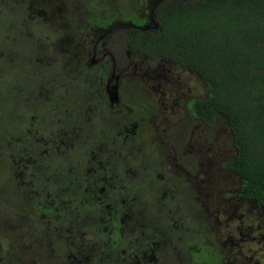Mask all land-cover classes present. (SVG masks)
Returning <instances> with one entry per match:
<instances>
[{"label": "flooded vegetation", "instance_id": "af4514ba", "mask_svg": "<svg viewBox=\"0 0 264 264\" xmlns=\"http://www.w3.org/2000/svg\"><path fill=\"white\" fill-rule=\"evenodd\" d=\"M158 3L148 0L139 19L121 21L151 27ZM32 4L25 27L35 36L32 22L62 30L35 39L53 48L65 37L72 62L49 89L0 91V122L10 120L0 134V154L10 164L8 182L0 176V264H191V251L205 247L233 264L227 257L232 244L223 249L221 232L205 224L201 232L191 230V187L200 188L202 179L215 183L208 193L214 200L258 210L252 229L264 228V211L238 196L240 178L227 166L236 150L226 119L208 123L191 114V98L205 96L191 95L168 77L178 65L159 60L151 68L148 62L155 60L135 54L124 41L125 63L119 66L111 51L99 47L112 33L96 44L100 26L85 35L76 24L72 32L65 20L41 21L47 15ZM69 86L74 90L67 92ZM74 92L78 119L68 105ZM216 126L230 144L208 137ZM62 131L65 137L53 143L52 134ZM36 134L47 135L50 151L38 148ZM194 137L201 143L191 142ZM201 145L211 157L197 166L194 158L205 155ZM234 240L242 255L243 237ZM240 259L237 264H260L254 256Z\"/></svg>", "mask_w": 264, "mask_h": 264}, {"label": "trees", "instance_id": "16d2710c", "mask_svg": "<svg viewBox=\"0 0 264 264\" xmlns=\"http://www.w3.org/2000/svg\"><path fill=\"white\" fill-rule=\"evenodd\" d=\"M37 1L32 6L49 15L51 21L65 20L72 32H77L75 25L79 24L85 35L91 33L89 29L94 25L104 27L114 20L134 21L140 17L130 10L135 3L132 0H48L46 4ZM73 1L75 6L71 5ZM164 1L154 8V24L144 30L133 27L124 41L135 54L191 69L205 84V97L191 98V114L208 123L218 116L226 119L236 150L227 166L241 181L237 194L253 200L263 212L264 0ZM12 2L0 0V16L2 12L9 19L13 16ZM19 10L22 24L24 20L28 22L29 5L19 1ZM3 21L0 17V25ZM3 52L0 44L2 83L9 74L4 71ZM208 250L205 247L191 251V264H227L223 254Z\"/></svg>", "mask_w": 264, "mask_h": 264}, {"label": "rangeland", "instance_id": "374dc122", "mask_svg": "<svg viewBox=\"0 0 264 264\" xmlns=\"http://www.w3.org/2000/svg\"><path fill=\"white\" fill-rule=\"evenodd\" d=\"M19 1L23 3L32 4L35 3L36 0H13V16L9 19L8 14H3L1 23V38L0 44L3 46L4 52L1 58L3 64L5 65L4 71L9 73L4 83L0 81V90H14L15 93H25L27 94L29 90H39L40 87L49 89L53 86V82L56 78L63 74L64 67L67 62H72L71 53L68 52V48H66V40L64 38L58 37L55 41V45L53 48L50 47L49 44H43L39 46L38 42L35 39V35L31 33L23 24L21 12L19 10ZM120 0H118L119 3ZM135 2L133 7L130 10L135 11L136 15H140L142 11H146L149 6L148 0H132ZM41 3V1H37V3ZM73 6L76 2H71ZM42 4H46L45 0H42ZM50 14H54L51 12ZM49 15L45 18L44 16H40V20L44 19L48 20ZM124 21H128L127 19H123ZM57 24L60 25V21L56 20ZM117 21V20H114ZM113 21V22H114ZM31 29L35 34L46 35L47 33H52L54 35H58L59 30L57 27H52L48 30L46 28H40L35 22H32ZM128 30L120 29L112 33L106 40L101 42L100 51L109 50L115 56V58L119 61L117 63L119 66L123 65L124 62V54L126 48L124 47V37L128 34ZM70 33V32H69ZM53 38L49 39L52 40ZM66 48V49H65ZM140 61L139 59H136ZM156 61H151L148 64L151 68H154L156 65ZM144 65V64H143ZM167 69V67H166ZM143 68L140 73L143 72ZM160 70V69H159ZM161 71V70H160ZM146 74L145 76H149ZM163 75V73H162ZM168 77L171 80H177L180 84V88L182 90H191V95L194 96H205L207 94L205 84L197 78V76L191 72V69L185 67H174L170 69L168 72ZM42 80V81H40ZM71 79L69 80L70 84ZM137 83V82H136ZM172 83V82H171ZM183 84V85H181ZM123 86V85H122ZM165 86V85H164ZM59 87L53 88L55 93H59L57 91ZM59 90H65L64 86ZM66 90L70 92L74 90L72 86H69ZM81 90V88L79 89ZM65 102L69 100L68 94H65L64 98ZM79 104L78 95L74 92L73 98L68 102L69 107L74 110L75 118H79V111L77 110ZM52 116L47 117V122L49 123ZM52 124H54L55 119L51 120ZM10 126V120L4 118L0 122V134L7 131ZM201 128H197L196 131L201 133ZM65 131L62 132H54L51 140L53 143L59 142L62 140ZM36 142L38 144V148L44 147L45 150L50 151L51 147L49 145V138L46 134H36ZM218 142L224 143L225 140L230 144L231 137L227 135V139L224 138L221 129L219 126H216L213 130L209 131L208 137L210 139L212 137H216ZM8 137L7 139H9ZM201 137L191 138V142H194L196 145L201 143ZM202 149L205 151L204 157L198 159L194 158L197 166L203 165L204 161H210L209 150H205V148L201 145ZM203 153V152H202ZM201 154H199L200 156ZM10 164L9 159L6 154H0V176L3 183L8 182L7 174H9ZM203 178V177H202ZM197 185H200L197 182ZM215 185V183L210 184L209 182H205L203 179L201 180L200 188L196 187L193 184L191 187V227L195 231L196 229H203V224L209 227L212 230H218L222 233L221 238L224 243L223 249H229L228 243L230 242L232 245V249H229L232 255H227L232 259L233 264H237L241 262L240 257L242 256L244 260L246 258L254 256L260 262V264H264V228L262 225V231L252 229V227H256L258 224V210H251L248 204H236V202H223L219 200H214L208 193L210 192V186ZM7 187L12 188L10 185H6ZM198 196L199 199H198ZM227 196V195H225ZM195 203L196 206H193ZM202 221V223H199ZM213 227V228H212ZM243 229V231H242ZM242 231V235L238 234V231ZM208 236H213V233L207 231ZM243 237V241L241 243L243 254L239 255L235 252H238L240 249L239 246H236V241L234 239H239ZM234 253V254H233ZM34 261H29L28 263H33ZM41 264L43 261L40 262Z\"/></svg>", "mask_w": 264, "mask_h": 264}, {"label": "water", "instance_id": "95a60500", "mask_svg": "<svg viewBox=\"0 0 264 264\" xmlns=\"http://www.w3.org/2000/svg\"><path fill=\"white\" fill-rule=\"evenodd\" d=\"M157 1L160 2L162 0H157ZM129 27H134L136 29H141V30L149 28L148 25L136 26L133 23H128V22H124V21L113 22V23L109 24L107 27L98 28L101 31V33L99 34L98 37H96L94 39V42L97 44L99 41L104 40L110 33H113L114 31H117L119 29L129 28ZM153 27H155V25Z\"/></svg>", "mask_w": 264, "mask_h": 264}]
</instances>
